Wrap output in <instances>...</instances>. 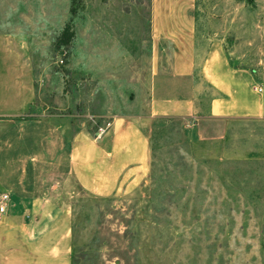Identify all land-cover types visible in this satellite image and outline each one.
Segmentation results:
<instances>
[{
    "label": "rangeland",
    "instance_id": "374dc122",
    "mask_svg": "<svg viewBox=\"0 0 264 264\" xmlns=\"http://www.w3.org/2000/svg\"><path fill=\"white\" fill-rule=\"evenodd\" d=\"M189 1L198 60L219 48L253 73L264 106V0ZM152 4L0 0V104L28 102L10 117L51 116L67 130L56 168L33 178L62 182L53 206L70 215L73 264H264V111L151 116L154 75L170 67L169 45L160 59L152 43ZM115 117L142 126L149 170L96 197L68 173L65 142L80 129L99 135Z\"/></svg>",
    "mask_w": 264,
    "mask_h": 264
},
{
    "label": "crops",
    "instance_id": "0c3cea01",
    "mask_svg": "<svg viewBox=\"0 0 264 264\" xmlns=\"http://www.w3.org/2000/svg\"><path fill=\"white\" fill-rule=\"evenodd\" d=\"M151 39L160 59L165 43L170 47L169 70H158L153 78L151 116L262 115L261 91L252 88L251 71L230 67L214 45L198 60L189 0H153ZM206 87L211 96L204 103ZM27 105L9 109L0 104V193H8L6 211L0 215V264H73L70 215L53 206L62 182L33 178L35 170L56 168L53 152L59 151V137L67 130L51 116L10 117ZM65 149L68 173L96 197L136 186L149 170V140L134 119L115 117L96 136L77 130Z\"/></svg>",
    "mask_w": 264,
    "mask_h": 264
},
{
    "label": "built area",
    "instance_id": "2783aa9c",
    "mask_svg": "<svg viewBox=\"0 0 264 264\" xmlns=\"http://www.w3.org/2000/svg\"><path fill=\"white\" fill-rule=\"evenodd\" d=\"M261 91V88L258 89ZM8 193H0V215L6 211Z\"/></svg>",
    "mask_w": 264,
    "mask_h": 264
},
{
    "label": "trees",
    "instance_id": "16d2710c",
    "mask_svg": "<svg viewBox=\"0 0 264 264\" xmlns=\"http://www.w3.org/2000/svg\"><path fill=\"white\" fill-rule=\"evenodd\" d=\"M66 29V28H65Z\"/></svg>",
    "mask_w": 264,
    "mask_h": 264
}]
</instances>
